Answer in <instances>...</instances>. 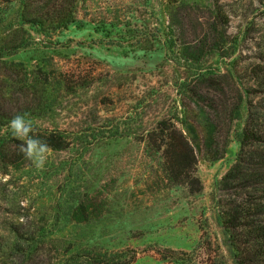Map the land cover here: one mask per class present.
<instances>
[{
    "label": "rangeland",
    "instance_id": "rangeland-1",
    "mask_svg": "<svg viewBox=\"0 0 264 264\" xmlns=\"http://www.w3.org/2000/svg\"><path fill=\"white\" fill-rule=\"evenodd\" d=\"M1 9L15 15L17 4ZM77 18L48 36L31 33L28 47L2 58L15 66L0 69V97L46 106L27 118L35 137L56 131L67 141L42 167L23 157L0 173V264H65L70 254L104 252L126 264H233L220 223L230 193L222 180L243 116L223 157L209 161L210 144H222V115H205L192 95L206 69L231 72L234 89L251 86L249 99L261 102L264 0H84ZM212 80L199 84L205 106ZM179 103L200 189L167 181L160 155L142 141ZM28 242L33 260L23 252Z\"/></svg>",
    "mask_w": 264,
    "mask_h": 264
},
{
    "label": "trees",
    "instance_id": "trees-1",
    "mask_svg": "<svg viewBox=\"0 0 264 264\" xmlns=\"http://www.w3.org/2000/svg\"><path fill=\"white\" fill-rule=\"evenodd\" d=\"M84 0H0V69L14 68L15 64L8 63L2 58L28 47L32 41L31 33L51 35L56 31L68 29L79 23L77 18V3ZM17 4L15 15H10L1 9L5 4ZM257 76L264 77V71L255 72ZM230 74V75H229ZM233 77L232 73L222 74L200 69L195 75L194 105L205 115L210 111L221 117L224 129L210 144L206 158L216 161L223 157L232 123L243 116V124L237 134L239 143L238 153L232 167L225 173L222 184L229 198L221 211L220 223L227 235L229 252L233 264H264V90L261 102L254 104L249 94L254 90L251 86L240 85L234 89V83L225 79ZM212 78L210 82V105H203V90L201 81ZM215 78V79H214ZM189 88V84H185ZM182 85V86H183ZM189 91V90H188ZM208 94V95H209ZM234 95L232 102L228 103V95ZM181 102V100H180ZM7 99L0 97V173L5 174L9 167H14L23 158L18 145L23 143L2 132L8 122L16 115L27 118L35 113L48 111L44 105L28 106L13 105ZM206 107V108H205ZM172 114H162L150 128L142 133L145 150L159 154L164 167L167 181L200 189V182L196 176L197 156L193 145L178 125L186 124L184 106L179 103L173 108ZM184 115V116H183ZM214 128V126H212ZM113 135H121L114 132ZM220 136V137H221ZM211 139V138H210ZM40 140L46 143L51 150H62L66 138L56 131H45ZM198 191V190H195ZM194 192V191H192ZM79 208L74 212L77 215ZM35 242L27 244L23 250L28 259L33 260L36 247ZM6 254V252H2ZM65 264H126L119 262L115 256L108 252L103 254H70ZM57 264V263H52Z\"/></svg>",
    "mask_w": 264,
    "mask_h": 264
},
{
    "label": "clouds",
    "instance_id": "clouds-1",
    "mask_svg": "<svg viewBox=\"0 0 264 264\" xmlns=\"http://www.w3.org/2000/svg\"><path fill=\"white\" fill-rule=\"evenodd\" d=\"M8 130L13 138L23 142L18 145L19 152L37 167H42L45 154L50 149L46 143L35 137L33 123L24 115H16L8 122Z\"/></svg>",
    "mask_w": 264,
    "mask_h": 264
}]
</instances>
